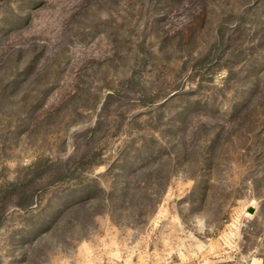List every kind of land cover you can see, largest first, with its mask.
I'll return each mask as SVG.
<instances>
[{
    "label": "rangeland",
    "instance_id": "1",
    "mask_svg": "<svg viewBox=\"0 0 264 264\" xmlns=\"http://www.w3.org/2000/svg\"><path fill=\"white\" fill-rule=\"evenodd\" d=\"M123 148L163 166L154 213L53 222ZM36 175L0 264H264V0H0V195Z\"/></svg>",
    "mask_w": 264,
    "mask_h": 264
},
{
    "label": "trees",
    "instance_id": "2",
    "mask_svg": "<svg viewBox=\"0 0 264 264\" xmlns=\"http://www.w3.org/2000/svg\"><path fill=\"white\" fill-rule=\"evenodd\" d=\"M92 130L94 131V128ZM129 155V149H121L118 164L109 166L106 173L101 174L102 177L107 173L112 174L113 181L107 188L103 186L99 176L93 178L82 176L83 168L97 165L94 159L73 160L69 168V195H71L69 208L65 206L57 208L51 218L52 221L62 219L65 212L69 210V225L78 223L81 229L88 225L90 219L99 214H107L115 224L124 219L131 225L135 223L134 221L145 222V219L154 213L167 182L161 175L162 165L153 170L136 169L126 176L124 164L128 161ZM28 168L33 170L36 168V163ZM26 177L9 183L1 193L0 224L5 203L9 202L13 207L23 210L32 209V206L36 204L37 175ZM136 179L137 181L143 179L144 186H139L137 181V184L134 183Z\"/></svg>",
    "mask_w": 264,
    "mask_h": 264
},
{
    "label": "water",
    "instance_id": "3",
    "mask_svg": "<svg viewBox=\"0 0 264 264\" xmlns=\"http://www.w3.org/2000/svg\"><path fill=\"white\" fill-rule=\"evenodd\" d=\"M248 212L252 213V212H253V208L250 207V208L248 209Z\"/></svg>",
    "mask_w": 264,
    "mask_h": 264
}]
</instances>
